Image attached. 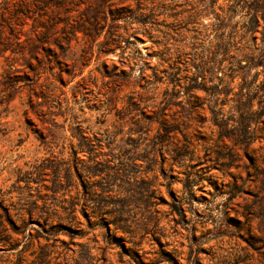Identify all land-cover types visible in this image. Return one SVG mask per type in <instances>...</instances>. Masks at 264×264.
Here are the masks:
<instances>
[{
	"label": "rangeland",
	"instance_id": "374dc122",
	"mask_svg": "<svg viewBox=\"0 0 264 264\" xmlns=\"http://www.w3.org/2000/svg\"><path fill=\"white\" fill-rule=\"evenodd\" d=\"M22 1L33 38L44 0ZM213 1H48L49 52L0 58V264H264V114L248 145L221 137L264 77L191 75L218 34L191 7Z\"/></svg>",
	"mask_w": 264,
	"mask_h": 264
},
{
	"label": "trees",
	"instance_id": "16d2710c",
	"mask_svg": "<svg viewBox=\"0 0 264 264\" xmlns=\"http://www.w3.org/2000/svg\"><path fill=\"white\" fill-rule=\"evenodd\" d=\"M0 0V58H6L18 53H27L29 56L25 59V64L30 66L28 59H37L39 49H44L49 52V49H45L43 44L55 42L57 39H51V33L56 28L57 24L61 21L56 14V10L48 11V1L54 2V0H44V8H40L42 11L40 17L35 19L33 23V30L35 27L34 37L25 35L22 38V33L18 28L17 19L19 8L22 6V0ZM205 2V0H202ZM215 1V0H214ZM213 1V2H214ZM226 1L227 12L221 8V13H215L213 9H209L205 3L202 7L192 6L194 16H199L203 13H213L217 19L216 29L218 34L217 38V53H214L212 59L203 60L197 65V70L193 74L205 76L213 74L214 68H218L219 72L224 75L235 77L240 76L247 84L252 82L259 75L264 77V0H224ZM137 8L142 3V0H135ZM237 6L240 9H246L247 19L243 21L241 27L229 25V12H235L231 10V6ZM53 9V8H52ZM140 9V8H139ZM112 14V13H111ZM132 14V13H130ZM124 17V15H114V18ZM133 18V15H128ZM135 18V17H134ZM96 19L86 20L88 26L93 29L95 27ZM94 21V22H93ZM137 21L143 23L144 21ZM230 27L232 30L225 34L226 29ZM90 29V28H89ZM89 29L85 25H80L79 30L85 33L89 37H93V33H89ZM90 29V30H91ZM229 35V37H228ZM105 46H109L110 42L104 43ZM107 48V47H106ZM234 48V49H232ZM233 50V53H231ZM104 52H110L106 49ZM245 61L242 63V61ZM32 73L36 72L35 69H31ZM259 93V94H258ZM260 94H264V78L261 84L254 88V95H247L245 98H239L236 102V109L240 112L247 114V118H243L240 121L239 133H228L223 131L221 137L232 139L234 144L239 146H246L249 143L250 132L246 128L264 114V102L260 97ZM242 95V94H241ZM255 102L258 108H254ZM255 115V117H251ZM219 126V123H216ZM247 124V125H246ZM217 125V126H218ZM248 134V135H247Z\"/></svg>",
	"mask_w": 264,
	"mask_h": 264
}]
</instances>
